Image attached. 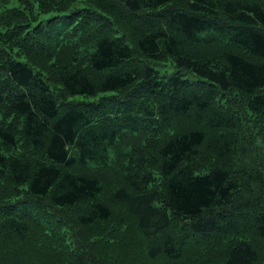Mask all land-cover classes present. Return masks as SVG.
<instances>
[{
    "label": "trees",
    "instance_id": "obj_1",
    "mask_svg": "<svg viewBox=\"0 0 264 264\" xmlns=\"http://www.w3.org/2000/svg\"><path fill=\"white\" fill-rule=\"evenodd\" d=\"M0 264H264V0H0Z\"/></svg>",
    "mask_w": 264,
    "mask_h": 264
},
{
    "label": "rangeland",
    "instance_id": "obj_2",
    "mask_svg": "<svg viewBox=\"0 0 264 264\" xmlns=\"http://www.w3.org/2000/svg\"><path fill=\"white\" fill-rule=\"evenodd\" d=\"M155 68L158 70L159 74L163 77L166 78L174 73H176V67L175 65L170 62L167 63H162L158 66H155ZM190 79L196 80V78H194L193 75H189L188 76ZM101 95L97 96V97H82V96H78L75 97L74 100H82V101H96V99H98V97H100Z\"/></svg>",
    "mask_w": 264,
    "mask_h": 264
}]
</instances>
